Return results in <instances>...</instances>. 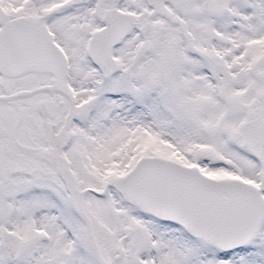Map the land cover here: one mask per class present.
<instances>
[{
    "label": "snow or ice",
    "instance_id": "obj_1",
    "mask_svg": "<svg viewBox=\"0 0 264 264\" xmlns=\"http://www.w3.org/2000/svg\"><path fill=\"white\" fill-rule=\"evenodd\" d=\"M0 264H264V0H0Z\"/></svg>",
    "mask_w": 264,
    "mask_h": 264
}]
</instances>
